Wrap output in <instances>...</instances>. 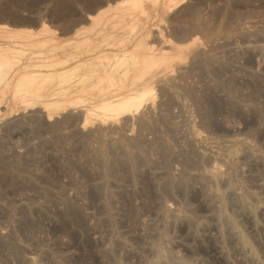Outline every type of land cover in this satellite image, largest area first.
<instances>
[{
    "label": "rangeland",
    "instance_id": "rangeland-1",
    "mask_svg": "<svg viewBox=\"0 0 264 264\" xmlns=\"http://www.w3.org/2000/svg\"><path fill=\"white\" fill-rule=\"evenodd\" d=\"M0 264H264V0H0Z\"/></svg>",
    "mask_w": 264,
    "mask_h": 264
},
{
    "label": "bare ground",
    "instance_id": "bare-ground-1",
    "mask_svg": "<svg viewBox=\"0 0 264 264\" xmlns=\"http://www.w3.org/2000/svg\"><path fill=\"white\" fill-rule=\"evenodd\" d=\"M174 0H172V2H173ZM45 29L47 30V28L45 27ZM169 42H170V40H169ZM172 43V42H171ZM150 49V48H149ZM151 49H152V47H151ZM153 50V49H152ZM150 51V50H149ZM150 52H152V51H150ZM153 53V52H152ZM151 54V53H150ZM155 54V53H154ZM153 54V55H154ZM153 55H151L150 56V58L153 56ZM154 57V56H153ZM146 59H148V60H150V62L151 61H153V59H155V58H153L152 60L151 59H149V57L148 58H146ZM148 64V62H145V65H147ZM151 63H153V62H151ZM150 63V64H151ZM149 65V64H148ZM146 87V86H145ZM143 88H144V86H143ZM142 88V90L141 91H139V92H137V93H135V94H133L132 96L130 95V97L129 98H133L134 100H136V101H138V104L137 105H131V106H127V105H122L121 107H119L118 109H116L115 110V112L118 114V116H120V115H125V114H133V113H135V112H137L138 110H139V108H140V106L142 105V102L143 101H147V97H148V95H149V90H146V89H143ZM113 94H115V93H113ZM117 96H118V93H117ZM116 96V97H117ZM104 97V96H103ZM108 97V96H107ZM117 98H119V97H117ZM116 99V98H115ZM111 100V99H110ZM110 100H108L109 101V103L108 104H110V106L111 105H115V103L114 102H111ZM116 100H118V99H116ZM103 101V100H102ZM104 101H106L105 99H104ZM102 103V102H101ZM105 103V102H104ZM103 103V104H104ZM108 104H106V105H108ZM116 114V115H117ZM50 116V115H49ZM84 121H86L85 123H87V120H86V118L84 119ZM84 122H83V124H85ZM84 126V125H83ZM174 191V190H173Z\"/></svg>",
    "mask_w": 264,
    "mask_h": 264
}]
</instances>
